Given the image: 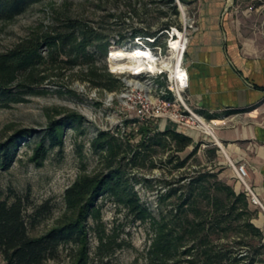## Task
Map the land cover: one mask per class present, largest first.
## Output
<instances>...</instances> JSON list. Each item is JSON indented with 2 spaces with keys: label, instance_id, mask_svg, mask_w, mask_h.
I'll use <instances>...</instances> for the list:
<instances>
[{
  "label": "trees",
  "instance_id": "obj_1",
  "mask_svg": "<svg viewBox=\"0 0 264 264\" xmlns=\"http://www.w3.org/2000/svg\"><path fill=\"white\" fill-rule=\"evenodd\" d=\"M43 1L0 0V22L13 21L31 6ZM154 2L137 0L134 7L132 3L128 5L139 20V26L134 27V22L131 25L133 33L130 40L135 45L136 39L140 38L155 49L167 31L178 27L177 23L168 21L162 23L159 31L153 30L155 21L162 18L158 15L149 19L152 14L149 4ZM164 2L175 16L179 15L176 0ZM110 18L114 24L127 23L116 13ZM120 36L116 40L117 45H123L128 40L125 34L120 33ZM112 38L115 34L113 37V34L105 33L101 23L68 16L63 23L44 34L1 54L0 106L10 108L27 102V95L43 93L37 91L39 86L55 76L64 77L65 70L78 67L83 80L92 86L110 92L121 91V79L107 66L100 68L97 65L98 60L108 58ZM119 51L123 49L113 50L111 56ZM61 116L60 119L50 120L45 135L34 148L32 160L37 166L44 165L52 150L63 152L68 129L79 131L86 122L85 116L77 112L68 111ZM32 136V131H22L0 141V172L9 171L15 165L22 142ZM91 146L100 159L99 169L80 175L67 188L65 213L46 233L33 235L32 230L38 219L53 213L50 201L35 207L28 217L27 210L32 204L30 196L15 194L11 201L0 195V256L6 264H46L59 260L65 249H71L67 264H92L93 260H103L124 248L116 228L108 230L102 225L106 200H111L119 212L125 211L135 221L150 224L154 232L148 250L151 264H170L177 257L184 258L187 264H264V231L252 222L248 213L249 195L247 191L237 192L234 185L222 180L221 172L217 171L221 168L218 165L207 174L184 173L175 182L165 179L169 191L161 194L159 201L176 197L181 204L167 213L156 215L136 191L137 185L150 182L139 173L157 169V158L162 153L171 156L169 163L176 162L174 168L177 171H186L190 160L201 148V144L195 145L192 137L174 129L162 131L155 121L136 118L127 120L114 131H100ZM193 146L194 150L183 157ZM219 151L216 147L211 154L217 157ZM210 177L214 178V183ZM236 222L244 223V227L252 232V242L241 243L238 253L225 248L217 250L220 245L212 247L213 239L222 240L228 238L230 232L238 231ZM91 232H94L97 242L95 259L92 258ZM247 249L250 252L256 250L260 259L253 258L244 263L250 258Z\"/></svg>",
  "mask_w": 264,
  "mask_h": 264
},
{
  "label": "rangeland",
  "instance_id": "obj_2",
  "mask_svg": "<svg viewBox=\"0 0 264 264\" xmlns=\"http://www.w3.org/2000/svg\"><path fill=\"white\" fill-rule=\"evenodd\" d=\"M145 1L148 2V0ZM152 1L155 2L149 4V9L152 10L149 19L158 15L162 17L155 21L153 30L159 31L162 28V23L168 21L177 23L178 27L171 28L161 37L159 46L154 49V55L145 59L148 69L142 75H136L137 73L134 71L124 68L117 59L110 58L113 50L123 49L128 52L138 47L137 40L135 45L130 38L133 33L131 25L134 22V27L139 26V20L132 12L133 8L128 6L132 3L134 7L137 0H45L31 6L13 21L0 22V55L9 52L26 40L44 34L55 25L63 23L68 16L85 19L92 23H101L105 33L113 34V37L115 34V38L111 40L112 47H110L108 58L102 61L98 60L97 65L100 68L107 66L109 71L121 79L123 83L121 91L118 92L99 89L83 80L81 68L78 67L67 72L65 70L64 77L55 76L52 80L39 86L37 91L43 93L27 95V102L14 104L10 108L0 106V141H5L22 131L33 132V136L29 140L22 142L19 160L15 165L9 171L0 172L1 197L12 201L15 194L30 196L32 204L27 210L28 217L32 215L35 207H39L47 201H50L54 207L51 215L41 217L40 220L36 221V227L32 230L33 235L46 233L65 213L67 188L73 185L80 175L94 173L99 169L100 159L93 152L91 146L98 133L100 131H114L117 127H122L127 120L137 118L132 108L134 103L123 99L121 96L124 89L149 88L154 100L158 97L161 89H168L171 94L167 95L165 99L170 104L171 109L176 110L180 107L182 111L185 110V107L169 90L173 86L170 69L176 67L179 59L182 60L181 66L183 64L184 68L188 69V52L193 35L199 27V0H186V2L176 0L179 10L178 16L173 14L164 0ZM229 1L227 0L226 16L243 45L256 49L259 53L260 51L264 53V0H233L234 4L230 7L228 6ZM114 13L126 19L127 23L114 24L110 18ZM129 16L134 18H129ZM177 31L183 35V45L186 46L184 54L183 51L175 50L172 46V43L179 39ZM120 33L125 34L126 39H128L123 45L116 44V40L121 37ZM166 64H169V67H166ZM150 82H152V86L148 85ZM185 101L193 110L186 99ZM68 111L85 116L86 122L83 128L79 131L68 129L64 151L52 150L44 165L37 166L32 160L36 144L45 135L50 120L60 119L61 114ZM193 111L195 113V110ZM196 114L198 115V113ZM152 121L159 124V127L164 121H168L171 125H179L167 116ZM190 125L191 128L179 126L186 131L193 127H203V133H205L203 135L208 137V140H205L208 142H198L201 144V148L198 154L190 160L186 171H177L174 168L176 162L169 163L171 156L162 153L157 158V169L139 173L140 176L149 179L150 182L139 184L135 189L143 202L156 215L163 212L167 213L177 205H181L176 197L163 202L159 201V196L169 191V187L165 185V179L175 182L184 173L191 175L207 174L213 171L215 165H218L221 168H218L217 171L221 172L222 180L234 186L239 184L238 180H231L223 176L225 169L223 164L221 165L220 151L217 153V157L211 154V150L215 149L216 146L211 142L212 136L207 132L205 125L197 119H191ZM193 150L194 146L189 148L183 157H187ZM210 179L214 183V178L210 177ZM248 201L250 203L248 213L251 214V220L260 227L258 222L261 218V207L254 204L250 197H248ZM237 214L238 212L233 219ZM102 225L108 230L116 228V233L120 242L124 243V248L110 254L103 260H93L92 264H151L148 250L154 232L150 224L135 221L125 211L120 210L119 212L111 200H106ZM236 227H238V231L230 232L228 238L211 239L213 242L211 246L220 245L217 250L225 248L229 252L238 253L241 249V243L252 242L250 237L252 232L244 227V223L236 222ZM90 237L92 258L95 259L94 252L97 242L94 232H91ZM70 252L71 249H65L59 260H51L46 264H67ZM246 252L250 254V258L248 262L244 263H249L250 259L253 258L257 261L260 259L256 250L250 252L247 249ZM230 263L226 262V264ZM0 264H6L2 256H0ZM170 264L187 263L184 258L177 257ZM257 264L259 263L257 262Z\"/></svg>",
  "mask_w": 264,
  "mask_h": 264
},
{
  "label": "crops",
  "instance_id": "obj_3",
  "mask_svg": "<svg viewBox=\"0 0 264 264\" xmlns=\"http://www.w3.org/2000/svg\"><path fill=\"white\" fill-rule=\"evenodd\" d=\"M226 11L227 0H199L185 98L214 133L211 142L220 150L223 176L237 181L232 164L246 165L247 183L262 204H257L262 210L258 223L264 230V53L243 45ZM160 127L183 132L195 144L208 142L202 127L186 131L168 121ZM238 183L237 192L246 191Z\"/></svg>",
  "mask_w": 264,
  "mask_h": 264
},
{
  "label": "built area",
  "instance_id": "obj_4",
  "mask_svg": "<svg viewBox=\"0 0 264 264\" xmlns=\"http://www.w3.org/2000/svg\"><path fill=\"white\" fill-rule=\"evenodd\" d=\"M136 40L138 42L139 48L150 52L151 55H154L153 48H151L148 44H146L140 38ZM148 40L151 42H154L153 39H148ZM185 49H186V46H185ZM185 49H183V54L185 52L184 51ZM182 67L186 71L185 79L172 78L171 83L173 84V86H171L169 90L179 100V102L185 107V110L182 111L180 107H178L176 110L171 109L170 104L165 99L167 95L169 96L171 94L168 91V89H161L156 100H154L152 91H150L149 88L135 87L133 88V90L124 89L122 91L121 96L123 99H126L128 101L130 100L134 103V106H132V108L134 109L136 113L137 119H140L141 121H147V120H155L162 116H167L169 119L178 123L180 126L182 127L186 126V127L191 128L190 120L197 119V117L195 116L194 111L186 104V101H185L186 99L185 92L190 87V75H189L188 69L184 68L183 64H182ZM142 74H136V75H142ZM148 85L152 86L153 84L152 82H150ZM200 122L202 123V121ZM232 167L236 173V176L239 182H241L246 188V191L248 195L250 196V198L252 199V202L256 205L260 204L262 206L257 196L255 195L253 189L247 183V179L249 178V172H248L246 165L245 164H241V165L232 164Z\"/></svg>",
  "mask_w": 264,
  "mask_h": 264
},
{
  "label": "bare ground",
  "instance_id": "obj_5",
  "mask_svg": "<svg viewBox=\"0 0 264 264\" xmlns=\"http://www.w3.org/2000/svg\"><path fill=\"white\" fill-rule=\"evenodd\" d=\"M177 33L179 35V39L174 41L172 43V46L175 50L180 49L181 51H183V49H185V46L183 45V41H182L183 35L181 34V32L177 31ZM150 56H151L150 52L146 50H142L141 48H137L133 51H128V52L124 50L119 51L113 54L111 57L115 60L117 59L120 63H122L124 68L130 71H134L137 74H142L146 69H148L145 59ZM181 61L182 60L179 59L178 63L176 64V67L174 69H170L172 72L171 74L172 78L185 79L186 71L181 66ZM165 66L169 67V64H166ZM195 116L197 117V119L202 121V123L205 125L207 132L211 135H214L212 129L206 123V121H204L202 117H199L196 113Z\"/></svg>",
  "mask_w": 264,
  "mask_h": 264
},
{
  "label": "water",
  "instance_id": "obj_6",
  "mask_svg": "<svg viewBox=\"0 0 264 264\" xmlns=\"http://www.w3.org/2000/svg\"><path fill=\"white\" fill-rule=\"evenodd\" d=\"M233 0H230L229 3H228V6L230 7L231 5H233Z\"/></svg>",
  "mask_w": 264,
  "mask_h": 264
}]
</instances>
